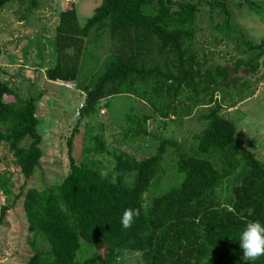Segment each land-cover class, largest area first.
<instances>
[{
  "label": "trees",
  "instance_id": "trees-1",
  "mask_svg": "<svg viewBox=\"0 0 264 264\" xmlns=\"http://www.w3.org/2000/svg\"><path fill=\"white\" fill-rule=\"evenodd\" d=\"M11 1L0 0V9ZM201 1L101 0L83 25L75 5L61 12L56 62L45 74L48 80L73 81L83 69L97 67L83 115L95 113L104 98L118 94L146 101L164 119L191 116L199 106L208 109L193 152L176 151L180 184L148 198L169 141L162 140L155 154L139 159L126 150L111 151L103 133L90 134L85 152L92 157L78 163L73 155L76 126L67 140L69 172L55 186L31 187L24 194L34 250L25 264H117L120 250L142 252L147 264H245L240 234L248 221L264 223V161L239 142L236 123L217 109V94L231 70L201 56L194 46ZM206 1L224 14L221 29L235 31L233 1ZM104 33L113 42L110 53L100 56L96 44ZM244 42L264 52V40ZM260 65L256 56L237 64L253 70ZM6 95L14 99L7 101ZM150 119L146 113L126 115L136 134L147 133ZM39 123L37 100L0 78V146L9 148L26 180L43 157ZM27 136L30 143L22 145ZM102 154L112 156V169L96 158ZM226 175L235 180L228 205L217 195ZM0 190L7 199L13 195L10 171H0ZM129 208L140 209V215L125 229L120 219ZM249 208L254 209L251 216ZM8 209L2 206L0 221ZM82 241L94 253L79 260ZM45 242L48 248L41 247ZM250 264H264V256Z\"/></svg>",
  "mask_w": 264,
  "mask_h": 264
},
{
  "label": "rangeland",
  "instance_id": "rangeland-1",
  "mask_svg": "<svg viewBox=\"0 0 264 264\" xmlns=\"http://www.w3.org/2000/svg\"><path fill=\"white\" fill-rule=\"evenodd\" d=\"M232 1V26L238 33L221 29L224 14L218 7L211 8L206 0H202L194 46L209 61L230 68L231 72L226 79L228 83L223 84L217 94V109L221 115L236 123L239 142L264 161V52L260 48L249 49L244 42L246 39L256 44L264 40V0ZM100 2L14 0L0 9V63L5 66L0 67V78L8 81L22 96L37 100L40 121L38 129L42 136L43 150L35 174L26 180L16 166L9 148L0 146V171L12 173L13 189L10 199L0 190V217L2 206L9 207L0 221V264H25L34 253L29 241L32 234L23 207L24 194L31 187L43 189L55 186L69 172L67 140L76 126L78 129L73 139V155L78 163L92 157L85 152V147L92 143L90 134L103 133L111 151L126 150L139 159L155 154L162 140L169 141L162 169L146 193V198L180 184L182 175L174 165L176 151L192 153L196 135L205 126L201 117L207 112V106L195 108L194 113L188 117L164 119L146 101L130 94L104 98L97 105L95 113L83 115L81 107L92 85V73L96 71V66L92 70L83 69L80 77L73 81H52L46 78V69L54 66L57 58L55 43L61 12L75 5L79 22L83 25ZM112 42L108 33H104L96 44L100 47V56L110 53ZM254 56L261 63L258 70L237 66L240 61ZM13 99V95H6L7 101ZM232 103L235 105L231 106ZM213 105L215 102L208 106ZM129 113L151 115L146 123V134H136L129 129L130 123L126 120ZM30 141L31 138L27 136L22 145H28ZM96 158L102 160L108 169L113 168V158L109 154L98 155ZM234 184V176L226 175L217 191L223 204L228 205L231 201V188ZM41 247L48 248V245L45 242ZM90 247L82 241L77 258L83 260L90 257L94 253ZM117 264L147 263L140 251L120 250Z\"/></svg>",
  "mask_w": 264,
  "mask_h": 264
},
{
  "label": "clouds",
  "instance_id": "clouds-1",
  "mask_svg": "<svg viewBox=\"0 0 264 264\" xmlns=\"http://www.w3.org/2000/svg\"><path fill=\"white\" fill-rule=\"evenodd\" d=\"M102 178L107 177V172L101 171ZM249 216L253 215L254 209L246 210ZM140 215V209H125L120 223L123 228H130L133 224L134 218ZM240 248L242 249L241 259L245 264H250L264 256V223L259 220L248 221L245 228L242 230L239 237Z\"/></svg>",
  "mask_w": 264,
  "mask_h": 264
},
{
  "label": "crops",
  "instance_id": "crops-1",
  "mask_svg": "<svg viewBox=\"0 0 264 264\" xmlns=\"http://www.w3.org/2000/svg\"><path fill=\"white\" fill-rule=\"evenodd\" d=\"M1 65H2V67H5V66H4V64H2V63H1ZM7 66H8V67H11V65H10V64H8Z\"/></svg>",
  "mask_w": 264,
  "mask_h": 264
},
{
  "label": "built area",
  "instance_id": "built-area-1",
  "mask_svg": "<svg viewBox=\"0 0 264 264\" xmlns=\"http://www.w3.org/2000/svg\"><path fill=\"white\" fill-rule=\"evenodd\" d=\"M0 67H2L1 63H0Z\"/></svg>",
  "mask_w": 264,
  "mask_h": 264
}]
</instances>
